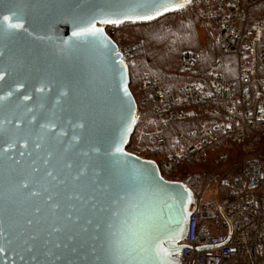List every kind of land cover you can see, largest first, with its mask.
Instances as JSON below:
<instances>
[{
  "label": "water",
  "instance_id": "obj_1",
  "mask_svg": "<svg viewBox=\"0 0 264 264\" xmlns=\"http://www.w3.org/2000/svg\"><path fill=\"white\" fill-rule=\"evenodd\" d=\"M191 1L0 0V264H181L196 196L130 151L138 104L103 25Z\"/></svg>",
  "mask_w": 264,
  "mask_h": 264
},
{
  "label": "built area",
  "instance_id": "obj_2",
  "mask_svg": "<svg viewBox=\"0 0 264 264\" xmlns=\"http://www.w3.org/2000/svg\"><path fill=\"white\" fill-rule=\"evenodd\" d=\"M199 1L198 23L212 31L217 50L213 60L199 71V52L183 48L180 68L194 77L173 89L140 75L136 89L147 96L150 114L141 107L145 98L137 97V124L150 116L146 151L164 178L192 191L196 177L188 170L209 155L216 164L239 156L221 175L218 189L194 191L196 203L181 241L192 246H183L181 264H264V46L259 54L254 49L264 16L253 14L264 9V0ZM103 27L123 60L134 64L133 47L121 42L113 24ZM136 130L131 141L141 143Z\"/></svg>",
  "mask_w": 264,
  "mask_h": 264
},
{
  "label": "trees",
  "instance_id": "obj_3",
  "mask_svg": "<svg viewBox=\"0 0 264 264\" xmlns=\"http://www.w3.org/2000/svg\"><path fill=\"white\" fill-rule=\"evenodd\" d=\"M193 0L189 2L184 8L167 13L166 15L149 21L142 22H126L122 24H113L123 41H135L129 43L134 50L136 62L130 64L131 90L134 96L138 97V90L136 89V82L140 75L149 71L150 75L155 76L158 82L165 87L161 80L176 79L179 75V57L181 49L185 47H192L194 49L200 46L196 31L194 29L193 21L197 17L198 5ZM256 12V13H255ZM264 9H257L253 14L262 16ZM252 14V15H253ZM199 16V15H198ZM167 19V21H165ZM264 38V30L262 31ZM261 33V34H262ZM261 34L259 36H261ZM260 37L258 39V43ZM258 43L254 46L256 50ZM196 47V48H195ZM213 55L209 63L213 60L216 54V47L211 48ZM209 63H203L202 57L199 59V71L204 70ZM182 73V72H181ZM185 74H183V77ZM194 75H187V78H192ZM177 87V86H176ZM175 87V88H176ZM148 104H145L144 111ZM238 155L232 156L233 165H237ZM235 159V160H233ZM241 159V156H240Z\"/></svg>",
  "mask_w": 264,
  "mask_h": 264
},
{
  "label": "rangeland",
  "instance_id": "obj_4",
  "mask_svg": "<svg viewBox=\"0 0 264 264\" xmlns=\"http://www.w3.org/2000/svg\"><path fill=\"white\" fill-rule=\"evenodd\" d=\"M193 1V0H192ZM196 3L198 5V9H197V17L195 18V20L193 21L194 23V29L196 31V37L197 40L200 44V46L198 48H196V51L199 52L200 57H202L203 59V63L207 64L209 63V61L212 58L213 52L211 51L212 47L214 46L213 43V34L212 31L207 28V27H200L199 25V12H200V1L199 0H195ZM264 16V13H263ZM167 21V19L165 20ZM168 22V21H167ZM120 37V36H119ZM260 37V41L258 43V54L260 53L259 49L261 47L264 46V38L263 37V33L261 34ZM120 40L122 43L129 44L135 41H130L125 39L126 41L122 40V37H120ZM187 48V47H185ZM190 48V47H189ZM182 50V49H181ZM179 75L176 77V79H168V80H161L159 77L158 79L165 84V87L167 89H173L176 86L178 87L183 81L184 79L187 78V75L189 76V72L187 71H183L180 68V61H179ZM182 72V73H181ZM183 74H185V76L183 77ZM142 75H150L149 71L144 72ZM191 75V74H190ZM152 76V75H151ZM155 77V76H154ZM156 79V78H155ZM144 97L145 101L144 103H141V107L142 109L145 108V104H147V96L145 95V93L138 91V97ZM146 112H148L150 114V112L147 110ZM145 114V113H144ZM147 114V115H149ZM150 116H146L143 117L141 116L140 119H138V126L137 128V134L141 135V143H137V141H131L130 145H129V149L130 151L143 156V157H147V158H152V154H149L146 149H145V144H146V133L151 129V123H150ZM140 144V146L138 145ZM214 155H209L208 156V160L205 162H201L200 164H198L196 167H193L191 170H188V172H192L194 173V177H196L193 182H192V186L194 188L193 191H195L196 193H200V191L205 190V192H212L213 189L217 186V183L219 182L221 175H223L225 172H227V168L231 165H233L235 163V161L229 160L226 163H220V164H216V162H214ZM235 160V159H233ZM239 163V162H238Z\"/></svg>",
  "mask_w": 264,
  "mask_h": 264
}]
</instances>
